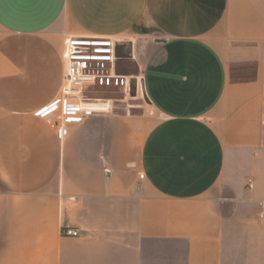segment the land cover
Returning a JSON list of instances; mask_svg holds the SVG:
<instances>
[{"label": "crops", "instance_id": "0c3cea01", "mask_svg": "<svg viewBox=\"0 0 264 264\" xmlns=\"http://www.w3.org/2000/svg\"><path fill=\"white\" fill-rule=\"evenodd\" d=\"M71 37L120 42L147 135L140 96L37 116ZM0 264H264V0H0Z\"/></svg>", "mask_w": 264, "mask_h": 264}, {"label": "built area", "instance_id": "2783aa9c", "mask_svg": "<svg viewBox=\"0 0 264 264\" xmlns=\"http://www.w3.org/2000/svg\"><path fill=\"white\" fill-rule=\"evenodd\" d=\"M120 42L106 37H71L65 40V73L56 98L37 113L42 120H52L65 136L67 122H80L92 111L91 104L101 102L102 93L132 94V80L117 72ZM138 85L136 90H138ZM106 174L109 171L106 170ZM145 175L139 174L144 180ZM62 234L76 237L78 232L66 228Z\"/></svg>", "mask_w": 264, "mask_h": 264}, {"label": "rangeland", "instance_id": "374dc122", "mask_svg": "<svg viewBox=\"0 0 264 264\" xmlns=\"http://www.w3.org/2000/svg\"><path fill=\"white\" fill-rule=\"evenodd\" d=\"M113 94V95H111ZM125 94L120 93V92H115V93H102V94H98V97H114V98H123ZM141 92L140 94L137 92V90H135L134 94H131V98H135L137 96L141 97V108L138 109V112H140L141 115H144V119H143V133L144 134H148L149 131L160 121V117L158 116V114L149 107V104L147 102V100L141 96ZM143 134V135H144Z\"/></svg>", "mask_w": 264, "mask_h": 264}, {"label": "water", "instance_id": "95a60500", "mask_svg": "<svg viewBox=\"0 0 264 264\" xmlns=\"http://www.w3.org/2000/svg\"><path fill=\"white\" fill-rule=\"evenodd\" d=\"M135 90H136V85H135V82H133V84H132V94H134Z\"/></svg>", "mask_w": 264, "mask_h": 264}]
</instances>
